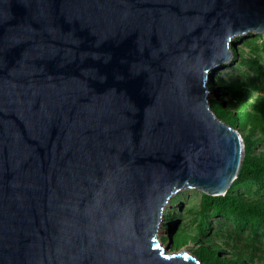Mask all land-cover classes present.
I'll return each mask as SVG.
<instances>
[{
    "label": "water",
    "instance_id": "obj_1",
    "mask_svg": "<svg viewBox=\"0 0 264 264\" xmlns=\"http://www.w3.org/2000/svg\"><path fill=\"white\" fill-rule=\"evenodd\" d=\"M264 0H0V264H208L161 238L245 143L209 98Z\"/></svg>",
    "mask_w": 264,
    "mask_h": 264
},
{
    "label": "rangeland",
    "instance_id": "obj_2",
    "mask_svg": "<svg viewBox=\"0 0 264 264\" xmlns=\"http://www.w3.org/2000/svg\"><path fill=\"white\" fill-rule=\"evenodd\" d=\"M231 47L230 61L212 69L209 98L219 117L240 131L242 161L264 165V35H237ZM206 194L186 188L172 196L161 224L163 241L174 228L172 249L204 256L208 264H264V171L238 174L226 203Z\"/></svg>",
    "mask_w": 264,
    "mask_h": 264
},
{
    "label": "trees",
    "instance_id": "obj_3",
    "mask_svg": "<svg viewBox=\"0 0 264 264\" xmlns=\"http://www.w3.org/2000/svg\"><path fill=\"white\" fill-rule=\"evenodd\" d=\"M254 100H256V97H254ZM263 171H264V165H262L261 163L255 161H249V162L242 161L238 174L240 175L246 173L250 176H258ZM206 197L220 204L228 202L230 198L229 196H225V195H209V194H206ZM200 257L204 259V256H200Z\"/></svg>",
    "mask_w": 264,
    "mask_h": 264
},
{
    "label": "bare ground",
    "instance_id": "obj_4",
    "mask_svg": "<svg viewBox=\"0 0 264 264\" xmlns=\"http://www.w3.org/2000/svg\"><path fill=\"white\" fill-rule=\"evenodd\" d=\"M254 98V93H253V96H252V99Z\"/></svg>",
    "mask_w": 264,
    "mask_h": 264
}]
</instances>
